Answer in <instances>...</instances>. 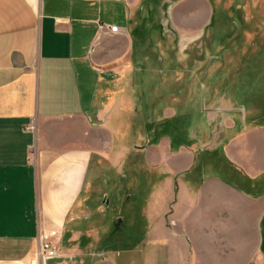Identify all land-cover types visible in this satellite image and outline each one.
<instances>
[{
    "label": "crops",
    "instance_id": "1",
    "mask_svg": "<svg viewBox=\"0 0 264 264\" xmlns=\"http://www.w3.org/2000/svg\"><path fill=\"white\" fill-rule=\"evenodd\" d=\"M135 1L0 0V264H264V125L204 158L162 155L157 132L142 145L135 102L157 84L135 72Z\"/></svg>",
    "mask_w": 264,
    "mask_h": 264
},
{
    "label": "rangeland",
    "instance_id": "2",
    "mask_svg": "<svg viewBox=\"0 0 264 264\" xmlns=\"http://www.w3.org/2000/svg\"><path fill=\"white\" fill-rule=\"evenodd\" d=\"M135 2L133 41L140 58L135 72L157 84L143 97L154 96V101L135 102L141 113L142 145L150 144L157 132L159 140L167 135L172 142L171 150L163 149L162 155L188 148L196 156L199 150L204 158L219 150L233 132L264 125V0ZM171 113L165 130L166 115ZM134 132H127L128 143L138 137ZM135 164L142 212L129 213L127 221L135 216L139 235L148 229L142 213L152 185L146 179L150 167L145 160ZM221 169V174H228ZM125 172L133 180L132 164ZM132 184L127 181L126 187L133 188ZM169 223L175 225L171 219ZM128 224L122 226L125 233L131 232Z\"/></svg>",
    "mask_w": 264,
    "mask_h": 264
},
{
    "label": "built area",
    "instance_id": "3",
    "mask_svg": "<svg viewBox=\"0 0 264 264\" xmlns=\"http://www.w3.org/2000/svg\"><path fill=\"white\" fill-rule=\"evenodd\" d=\"M99 28L103 31H106V32H112V33H118L120 30L119 26L117 25H107V24H100L99 25ZM33 128L32 127V124L31 126L29 127V129ZM41 254L42 256H44L45 258L47 259H50V258H54L57 256L58 254V251H57V248L56 246L48 241L46 238L42 240V243H41Z\"/></svg>",
    "mask_w": 264,
    "mask_h": 264
}]
</instances>
